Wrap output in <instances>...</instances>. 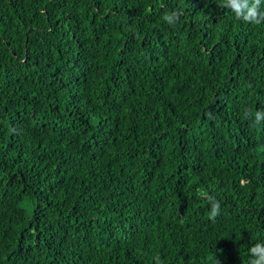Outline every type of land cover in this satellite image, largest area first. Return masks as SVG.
<instances>
[{
	"label": "trees",
	"instance_id": "obj_1",
	"mask_svg": "<svg viewBox=\"0 0 264 264\" xmlns=\"http://www.w3.org/2000/svg\"><path fill=\"white\" fill-rule=\"evenodd\" d=\"M246 109L264 23L215 0H0V264H249L264 121Z\"/></svg>",
	"mask_w": 264,
	"mask_h": 264
},
{
	"label": "clouds",
	"instance_id": "obj_2",
	"mask_svg": "<svg viewBox=\"0 0 264 264\" xmlns=\"http://www.w3.org/2000/svg\"><path fill=\"white\" fill-rule=\"evenodd\" d=\"M218 8L228 9L235 14L238 20H243L249 23L261 24L264 23V0H215ZM181 13L179 10L166 12L162 19L169 25H174L178 22ZM210 115V114H209ZM245 118L254 117L256 123L264 121V109H258L254 113L246 109L244 112ZM210 204V219L215 217L220 212V201L215 196L208 193H202ZM248 252L250 254L249 264H264V242L252 244ZM155 264H162L159 256L153 258ZM217 264V261H216Z\"/></svg>",
	"mask_w": 264,
	"mask_h": 264
}]
</instances>
